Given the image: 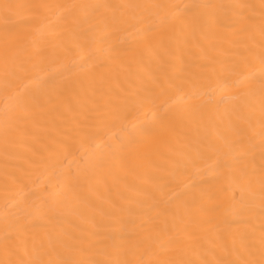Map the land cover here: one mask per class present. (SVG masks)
<instances>
[{"label": "bare ground", "instance_id": "1", "mask_svg": "<svg viewBox=\"0 0 264 264\" xmlns=\"http://www.w3.org/2000/svg\"><path fill=\"white\" fill-rule=\"evenodd\" d=\"M0 264H264V0H0Z\"/></svg>", "mask_w": 264, "mask_h": 264}]
</instances>
